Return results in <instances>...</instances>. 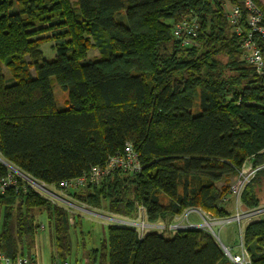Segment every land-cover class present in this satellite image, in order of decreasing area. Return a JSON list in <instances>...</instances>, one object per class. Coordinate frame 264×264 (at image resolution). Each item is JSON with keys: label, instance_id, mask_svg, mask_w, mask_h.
I'll use <instances>...</instances> for the list:
<instances>
[{"label": "trees", "instance_id": "16d2710c", "mask_svg": "<svg viewBox=\"0 0 264 264\" xmlns=\"http://www.w3.org/2000/svg\"><path fill=\"white\" fill-rule=\"evenodd\" d=\"M253 2L264 12V0ZM121 10L124 22L115 18ZM186 17L196 18L198 30L185 45L171 28ZM44 39L56 42L50 60L39 49ZM91 46L99 58L83 62ZM49 77L67 91L65 108L56 105ZM126 141L140 169L113 170L97 184L69 190L72 201L125 218L142 205L151 224H168L189 208L231 215L226 204L241 165L264 164V78L241 58L220 1L0 0V177L7 163L58 189L104 165ZM261 178L264 167L241 189L242 209L264 204L256 194ZM43 210L53 229L51 259H67L68 209L19 177L0 194V252L34 256L36 214ZM240 236L248 264H264V217L249 219ZM82 259L236 264L201 227L139 235L117 223Z\"/></svg>", "mask_w": 264, "mask_h": 264}, {"label": "built area", "instance_id": "2783aa9c", "mask_svg": "<svg viewBox=\"0 0 264 264\" xmlns=\"http://www.w3.org/2000/svg\"><path fill=\"white\" fill-rule=\"evenodd\" d=\"M223 10V15L232 27L233 31L239 37V48L241 58L250 65L254 72L264 78V50L260 47V42L264 40V12H262L253 2V0H219ZM172 34L175 38L179 39L182 44H188L189 38L194 37L198 30V22L194 17H186L180 20L174 21L172 25ZM8 167V172L5 176L0 177V194L4 193L9 187L17 185V177L25 181L29 186H37L44 190V187L33 181L29 175L19 171L17 168L5 163ZM264 167V164L251 167L250 163L246 160L241 165L240 171L237 178L231 185V193L235 195L238 200L239 194L243 186L253 177L255 172ZM121 170L124 172H135L140 169V163L136 152L133 150L130 142L126 141L121 151L111 155L104 165L90 166L89 169L79 176L63 180L60 182L58 190L60 195H53L57 202H64L73 205L68 200V191L78 189L85 186L86 184H97L99 181L112 172L113 170ZM43 183V182H42ZM70 198V197H69ZM187 213L195 211L196 208L186 209ZM264 214V204L250 210H244L241 213H236L235 218L240 217H253L255 215ZM228 218V217H227ZM117 220V219H115ZM228 220V221H231ZM227 221V222H228ZM128 222L130 225L138 227L136 230L139 233L140 230L150 229L155 224H151L145 221L144 218V207L142 205L137 206L136 216L129 218ZM204 224H207L204 221ZM190 227H200L197 224L191 223ZM39 228H43L40 224ZM139 235H142L139 233ZM241 243V237H240ZM242 246V244H241ZM243 248V247H242ZM244 250V249H243ZM244 253L247 256L246 251ZM227 257L236 264H248L247 259L244 258L243 253L232 254L229 253ZM0 264H36L35 257L26 254H18L16 257L11 258L0 252ZM50 264H73L67 259L59 260L53 258L50 260Z\"/></svg>", "mask_w": 264, "mask_h": 264}, {"label": "rangeland", "instance_id": "374dc122", "mask_svg": "<svg viewBox=\"0 0 264 264\" xmlns=\"http://www.w3.org/2000/svg\"><path fill=\"white\" fill-rule=\"evenodd\" d=\"M16 10L17 5L14 2L10 11L13 12ZM115 18L124 22V10H121L119 13L115 14ZM48 35H50V32L43 33L39 37H47ZM55 43L56 42L54 39H44L39 43V49L41 50V55L43 58L47 60L53 58ZM98 58V50L91 46L87 50L86 57L83 59V62L98 60ZM28 61L31 60L28 58ZM30 70L31 73H33L32 67ZM3 72L8 78L9 73L5 66H3ZM49 80L51 92L56 105L60 108H65L68 99L67 91L63 90L53 77H49ZM31 179L44 187V190H42L39 187L34 186V188L39 193L52 199H55L53 195L61 196L60 191L54 186L44 184L34 178ZM232 179L233 178H231L230 181H232ZM256 189L259 202H264V178H261L258 181V186H256ZM65 199L76 205L73 206L68 203L60 202L68 209L69 219L71 222L69 227L71 249L70 255L67 257V260L70 262L77 260L78 262H81L80 264H82V260L84 261L82 258L84 257L86 251L90 248L97 247L101 239H106L107 225L111 223H117L131 226L135 229L138 228L134 225H130L128 222H125L129 221V218L109 213L103 208H90L85 204H79L72 201L71 198ZM226 206L231 212V215L228 218H215L203 212L199 208H196L195 211L188 213L186 212L187 210H185L182 214L178 215L168 224L159 221L154 223L155 225L150 229H139V233L143 234L148 230H156L158 232H162L164 236H170L174 230L190 227L191 223H193L199 225L204 230L213 233V237L221 242L227 248L229 253L240 255L243 253L244 258L247 259V256L244 253L240 243V233L244 224L249 219L264 217V214L255 215L253 217L244 216L240 217L239 219L235 218V220H231L236 217L237 212L241 213L242 211L246 210L241 208L239 201L233 194L231 195L230 201L226 204ZM107 216L117 220L108 218ZM36 221L38 224L43 226V228H39L35 234L34 250L36 261L38 264H50V257L54 248L52 224L48 220L44 210L36 214ZM204 221H206L207 224H204Z\"/></svg>", "mask_w": 264, "mask_h": 264}, {"label": "water", "instance_id": "95a60500", "mask_svg": "<svg viewBox=\"0 0 264 264\" xmlns=\"http://www.w3.org/2000/svg\"><path fill=\"white\" fill-rule=\"evenodd\" d=\"M0 161H2V159L0 158ZM3 162V161H2ZM5 163V162H4ZM212 235H213V233H211ZM215 240L218 242V244H219V246L221 247V249H222V251L226 254V255H228V250H227V248L221 243V242H219L216 238H215Z\"/></svg>", "mask_w": 264, "mask_h": 264}, {"label": "crops", "instance_id": "0c3cea01", "mask_svg": "<svg viewBox=\"0 0 264 264\" xmlns=\"http://www.w3.org/2000/svg\"><path fill=\"white\" fill-rule=\"evenodd\" d=\"M68 198H69V197H68ZM69 203H70V202H69ZM72 204H73V203H72ZM73 206H76V205L73 204ZM107 217H108V216H107ZM176 217H177V216H175L174 218H176ZM108 218L115 219V218H112V217H108ZM174 218H173V219H174ZM172 221H173V220H172ZM33 253H34V257H35V262H36V264H38L37 261H36V256H35V250H34V248H33ZM50 260H51V257H50Z\"/></svg>", "mask_w": 264, "mask_h": 264}]
</instances>
